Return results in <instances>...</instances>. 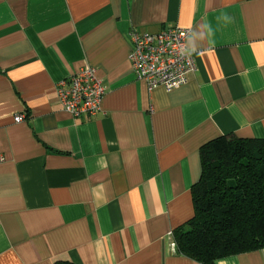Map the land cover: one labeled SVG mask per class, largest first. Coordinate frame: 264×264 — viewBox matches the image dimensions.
<instances>
[{
  "label": "crops",
  "instance_id": "1",
  "mask_svg": "<svg viewBox=\"0 0 264 264\" xmlns=\"http://www.w3.org/2000/svg\"><path fill=\"white\" fill-rule=\"evenodd\" d=\"M171 26L196 71L148 90L128 33ZM85 65L105 94L73 118L54 84ZM227 134L264 139V0H0V264H202L169 233L193 214L200 147ZM213 264H264V247Z\"/></svg>",
  "mask_w": 264,
  "mask_h": 264
},
{
  "label": "trees",
  "instance_id": "2",
  "mask_svg": "<svg viewBox=\"0 0 264 264\" xmlns=\"http://www.w3.org/2000/svg\"><path fill=\"white\" fill-rule=\"evenodd\" d=\"M199 156L193 214L172 232L176 253L213 264L264 247V139L220 135L204 143Z\"/></svg>",
  "mask_w": 264,
  "mask_h": 264
},
{
  "label": "built area",
  "instance_id": "3",
  "mask_svg": "<svg viewBox=\"0 0 264 264\" xmlns=\"http://www.w3.org/2000/svg\"><path fill=\"white\" fill-rule=\"evenodd\" d=\"M131 43L128 57L130 67L137 80L151 90L162 87L169 92L187 83L196 71L192 53L188 50L190 28L171 26L157 33H128ZM54 93L62 109L73 118L94 116L100 112L105 88L93 66L85 65L54 84ZM23 114L14 116L15 122ZM4 160L0 153V162ZM172 237V232L169 233ZM174 246V243H172Z\"/></svg>",
  "mask_w": 264,
  "mask_h": 264
}]
</instances>
